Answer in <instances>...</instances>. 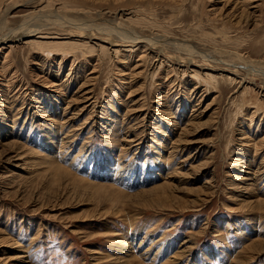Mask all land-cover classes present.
<instances>
[{
	"label": "rangeland",
	"instance_id": "1",
	"mask_svg": "<svg viewBox=\"0 0 264 264\" xmlns=\"http://www.w3.org/2000/svg\"><path fill=\"white\" fill-rule=\"evenodd\" d=\"M22 26L0 264H264V0H0Z\"/></svg>",
	"mask_w": 264,
	"mask_h": 264
},
{
	"label": "bare ground",
	"instance_id": "2",
	"mask_svg": "<svg viewBox=\"0 0 264 264\" xmlns=\"http://www.w3.org/2000/svg\"><path fill=\"white\" fill-rule=\"evenodd\" d=\"M243 1V0H242ZM246 0H244V2H245ZM239 3V2H238ZM257 5H255L254 7H256ZM32 18V17H31ZM31 18H29L27 21H25V23H23V24H25V25H27L26 23H28L29 21H31ZM30 23V22H29ZM39 26V25H38ZM30 29H32V28H30ZM41 29V28H40ZM99 29H100V26H99ZM105 29V28H104ZM103 28H102V30H104ZM33 30V29H32ZM22 31H23V26L21 27V29L18 31V32H14V31H12V32H14V33H9V34H6V35H2V36H0V42H4V41H6V40H9V39H11V40H13V39H17V37L21 34L22 35ZM25 31V30H24ZM107 31V30H106ZM28 32V31H27ZM31 32V31H30ZM110 33V32H109ZM132 33V34H131ZM26 35V34H25ZM28 35V34H27ZM122 36H123V34H122ZM121 36V37H122ZM166 37V36H165ZM123 38L124 39H132L133 41H136V43H137V40L139 39L140 40V38L141 39H143V37H138V35H136L135 34V32H130V34L129 35H127V34H125V32H124V36H123ZM167 39H168V37H166ZM170 39L169 40H175V41H172V42H170V44H174V45H176V46H178V45H182V43H184V41H180V40H178V39H176V38H171V37H169ZM145 40V39H144ZM143 40V42H145V43H147V42H149V43H147L148 45H151V44H153L154 42H156L155 40H149V39H146L145 41ZM15 41V40H14ZM139 42H141V43H143L141 40L139 41ZM181 42V43H180ZM186 43V42H185ZM144 45V44H143ZM187 45V44H186ZM5 47V46H4ZM191 47V46H190ZM7 48V47H6ZM145 48H146V46H145ZM235 53H237V55H235V56H238V57H241V58H243L244 60H245V62L246 61H249V60H247V59H250V58H244V57H242V56H240V53L239 52H235ZM204 55V54H203ZM8 56V55H7ZM7 56H6V58H7ZM130 57V56H129ZM244 62V61H243ZM250 62V61H249ZM252 62V61H251ZM248 63V62H247ZM246 63V64H247ZM255 64V62H252V64ZM256 64H258L259 66L258 67H260V65L261 64H259V63H256ZM255 64V65H256ZM134 66V65H133ZM262 67V66H261ZM260 69V68H259ZM95 70V69H94ZM94 73V72H93ZM85 77V76H84ZM89 78V77H88ZM52 86V85H51ZM55 87V86H54ZM91 92V91H90ZM58 95H60V94H58ZM62 95V94H61ZM91 98H94V97H91ZM54 108H55V106H54ZM79 116V115H78ZM175 116V115H174ZM176 118V117H175ZM56 120V119H55ZM55 120H54V122H55ZM176 122H177V120H176ZM175 122V123H176ZM178 123V122H177ZM71 125H69V127H70ZM81 130H79V132H80ZM67 133V132H66ZM76 134V133H75ZM67 136V135H66ZM65 136V137H66ZM76 136H78V135H76ZM134 139V138H133ZM182 139H183V137H182ZM186 140V139H185ZM132 141V140H131ZM134 141V140H133ZM175 142V141H174ZM179 142V141H178ZM177 142V143H178ZM180 142H181V140H180ZM63 143V142H62ZM183 144V143H182ZM181 143H180V145H182ZM178 145V144H177ZM187 145V144H186ZM175 149V148H174ZM181 149V148H180ZM177 151V150H176ZM47 162H49V161H47ZM52 162V161H51ZM50 162V163H51ZM47 164H49V163H47ZM51 164H53V162L51 163ZM50 164V165H51ZM55 164V163H54ZM53 164V165H54ZM58 164V163H57ZM60 164V163H59ZM55 166V165H54ZM51 167V166H50ZM55 167H57V166H55ZM57 168H59V167H57ZM57 168H56V170H57ZM65 173V172H64ZM102 186V185H101ZM105 185H103L102 187H104ZM143 242V241H142ZM127 243H125V245H126ZM260 244V243H259ZM261 246V245H260ZM126 249V248H125ZM128 249V248H127ZM256 249V248H255ZM122 250H123V247H122ZM128 251V250H127ZM124 254V253H123ZM126 255H127V253H126ZM181 255V254H180ZM128 256V255H127ZM135 257H136V255H135ZM173 257V256H172ZM181 257H182V255H181ZM21 258V257H20ZM125 258V257H124ZM139 258V257H138ZM135 259H137V257L135 258ZM139 263H142L141 261H139V260H137ZM137 261L136 260H134V257H133V259H132V257H130V259H128L126 262H124V264H137ZM173 263V262H172ZM143 264V263H142ZM175 264V263H174Z\"/></svg>",
	"mask_w": 264,
	"mask_h": 264
}]
</instances>
